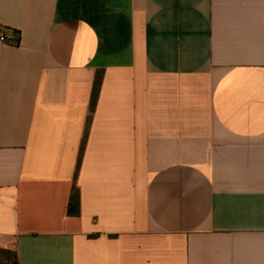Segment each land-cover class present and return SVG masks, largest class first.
Returning <instances> with one entry per match:
<instances>
[{
	"label": "crops",
	"instance_id": "0c3cea01",
	"mask_svg": "<svg viewBox=\"0 0 264 264\" xmlns=\"http://www.w3.org/2000/svg\"><path fill=\"white\" fill-rule=\"evenodd\" d=\"M0 26V261L264 264V0H0Z\"/></svg>",
	"mask_w": 264,
	"mask_h": 264
},
{
	"label": "trees",
	"instance_id": "16d2710c",
	"mask_svg": "<svg viewBox=\"0 0 264 264\" xmlns=\"http://www.w3.org/2000/svg\"><path fill=\"white\" fill-rule=\"evenodd\" d=\"M103 77H104V72L98 71L92 92V101H91L92 111L95 110L96 105L98 103ZM84 148H85V141L82 146V151L78 162V168L75 175V181L70 195V200L68 205V214L70 216H80L81 214V196H80L81 194L77 184V179H78ZM2 257L3 260L0 261V264H18V254L16 252L4 250L2 251Z\"/></svg>",
	"mask_w": 264,
	"mask_h": 264
},
{
	"label": "built area",
	"instance_id": "2783aa9c",
	"mask_svg": "<svg viewBox=\"0 0 264 264\" xmlns=\"http://www.w3.org/2000/svg\"><path fill=\"white\" fill-rule=\"evenodd\" d=\"M5 28L3 26H0V42L2 43H8L9 39L5 33Z\"/></svg>",
	"mask_w": 264,
	"mask_h": 264
}]
</instances>
